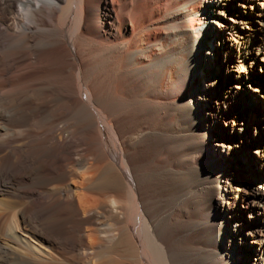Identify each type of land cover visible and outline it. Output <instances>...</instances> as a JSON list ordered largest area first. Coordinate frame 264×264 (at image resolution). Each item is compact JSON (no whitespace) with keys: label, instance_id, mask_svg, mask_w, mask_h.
Returning a JSON list of instances; mask_svg holds the SVG:
<instances>
[{"label":"bare ground","instance_id":"1","mask_svg":"<svg viewBox=\"0 0 264 264\" xmlns=\"http://www.w3.org/2000/svg\"><path fill=\"white\" fill-rule=\"evenodd\" d=\"M260 6L0 0V264H264Z\"/></svg>","mask_w":264,"mask_h":264},{"label":"rangeland","instance_id":"2","mask_svg":"<svg viewBox=\"0 0 264 264\" xmlns=\"http://www.w3.org/2000/svg\"><path fill=\"white\" fill-rule=\"evenodd\" d=\"M264 3V2H263ZM263 3H260V1L259 0H253V4H254V7L255 8H257V9H260V4H263ZM212 26H215V24H211ZM263 28H264V26H262ZM210 29L211 28H209V31H210ZM239 43H242V42H239ZM224 48H225V46H223L221 49L220 48H218V50H217V53H216V55H215V57H216V59L218 60H222V57H223V50H224ZM214 57L212 56V59H213ZM214 60V59H213ZM260 70V71H259ZM254 76L256 77V78H258L259 77V79H261L262 81H263V86H264V67H262L261 69L260 68H256V70L254 71ZM244 98H245V104L243 105V108H242V110H247L248 112H247V114L249 115L248 116V123L250 124V126H251V131H252V128H253V123H254V119H255V114L253 115H251L250 114V111H251V113H252V110H251V107H250V105H254V103L256 102L255 100H254V98L255 97H253V95L251 94V95H249V93L248 92H245L244 93ZM258 100V99H257ZM256 104V106H258L259 107V109H261V111H262V113H263V109L261 108V106H260V104L257 102V103H255ZM257 108V107H256ZM248 123H246V121H245V124H244V128H245V130H244V132L243 133H241V135L243 136L244 135V133L245 134H248V132H246L247 131V124ZM250 133V132H249ZM240 135V136H241ZM211 156V155H210ZM212 158V157H211ZM250 159H248V161H249ZM247 161V162H248ZM254 164V162L253 161H250V164ZM244 167V166H243ZM246 167V166H245ZM253 169H255L253 172H256L257 171V168H256V165H254V167L253 168H250L249 170H253ZM247 170H248V168H247ZM94 192V191H93ZM96 193H97V191H95ZM93 193L92 194V196L93 197H95L96 198V196L97 195H99L98 197H99V199L102 201H104L105 200V197L107 196V194L106 193H102V192H99L98 191V193H97V195H96V193ZM100 193V194H99ZM102 193V194H101ZM91 195V194H90ZM95 195V196H94ZM102 197H101V196ZM98 197H97V199H98ZM1 199H2V197H0ZM104 198V199H103ZM5 199V198H4ZM260 218H261V220H263V218L260 216ZM14 220V221H13ZM260 220V221H261ZM16 221V222H15ZM10 222L11 223H18L19 225H20V223H19V220H15V218H12L11 220H10ZM17 224V226H19ZM20 228V227H19ZM17 234H19L20 235V232H19V230L17 231ZM120 244L118 243V244H116L115 245V247L113 248V251L112 252H114V254L112 253L111 255H108L109 257L111 256L113 259H115L114 260V262L115 261H118V259L120 260L121 259V249H122V246L120 245ZM108 256H106V258L108 257ZM110 257V258H111ZM119 262V261H118Z\"/></svg>","mask_w":264,"mask_h":264}]
</instances>
